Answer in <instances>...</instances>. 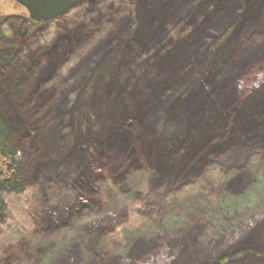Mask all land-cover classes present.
I'll return each instance as SVG.
<instances>
[{
  "label": "trees",
  "instance_id": "trees-1",
  "mask_svg": "<svg viewBox=\"0 0 264 264\" xmlns=\"http://www.w3.org/2000/svg\"><path fill=\"white\" fill-rule=\"evenodd\" d=\"M138 1L139 22L130 25V32L122 33L118 42L110 43L109 53L114 56L108 62L114 63L105 66L108 75L98 73L92 95L77 105L80 114L86 107L97 106L101 125L83 136L79 128H72L77 122L72 114L67 129L78 139L72 145L63 142L69 137L63 127L65 114L61 121L51 120V108L43 116H38L43 110H37L45 101L38 85L66 57L65 41H73L72 31L51 41V46L31 50L30 26L42 21L0 15V258L16 238L29 232L30 227L17 216L24 214L21 205L30 189L22 151L26 140L39 136L40 126L47 135L61 139L58 149L79 152L88 173L95 175L96 167L113 165L116 170L107 168L112 175L100 180L101 194L108 202L132 204L138 219L148 216L141 203L154 167L157 175L176 180L193 166H203L195 183L183 184L175 195L182 198L200 192L214 202L216 196L209 186L223 177L218 165L205 159L208 153L243 137L255 136L264 142V92L255 99L239 100L234 89L238 80L234 50L241 49L242 66L253 59L259 46H246L251 35L243 32L248 25L261 23L264 0ZM179 21L186 23L188 33L174 41L171 31L175 28L170 29V23ZM226 26L231 27L228 35L212 46L211 40ZM47 39H43L46 44ZM172 117L183 123L178 138H158L155 122ZM204 177H209V185Z\"/></svg>",
  "mask_w": 264,
  "mask_h": 264
},
{
  "label": "rangeland",
  "instance_id": "rangeland-1",
  "mask_svg": "<svg viewBox=\"0 0 264 264\" xmlns=\"http://www.w3.org/2000/svg\"><path fill=\"white\" fill-rule=\"evenodd\" d=\"M139 6L138 0H84L59 18L30 26L31 50L51 46V41L72 31L73 41H65L66 57L38 85V93H45L38 116L50 108L48 119L61 121L65 114L63 127L69 137L63 142L72 145L78 140L67 129L72 114L77 117L72 128H79L83 136L101 125L97 106L86 107L80 114L77 105L92 95L98 73H105V66L114 63L108 62L114 56L109 53L110 43L118 42L122 33L130 32V25L139 22ZM262 10L261 23L250 24L243 32L251 35L246 46H259L253 59L242 66L241 49L234 50L238 79L234 89L239 100L255 99L264 92V6ZM2 14L21 20L27 10L15 0H0ZM176 22L170 23V29L175 28L171 31L174 41L188 33L184 21ZM226 27L211 40L212 46L228 35L231 27ZM44 37L49 43H44ZM41 61L46 63L45 58ZM38 70L34 67L33 72ZM155 124L158 138L171 139L178 138L183 123L172 117L157 119ZM39 132L36 140L24 142L22 151L30 189L21 205L24 214L17 216L30 227L29 232L6 248L0 264H264V142L255 136L233 141L206 156L207 162L213 161L222 171L223 178L209 186L216 196L214 202L200 192L182 198L175 195L183 184L195 183L203 166H193L176 180L157 175L154 167L141 203L148 216L138 219L132 204L108 202L101 194L100 180L112 175L107 168L116 170L113 165L96 167L92 175L81 164L85 160L81 162L79 152L61 151V139L47 135L42 126ZM208 178L204 177L209 185ZM113 230L118 231L114 236Z\"/></svg>",
  "mask_w": 264,
  "mask_h": 264
},
{
  "label": "water",
  "instance_id": "water-1",
  "mask_svg": "<svg viewBox=\"0 0 264 264\" xmlns=\"http://www.w3.org/2000/svg\"><path fill=\"white\" fill-rule=\"evenodd\" d=\"M25 7L29 18L46 21L72 9L84 0H15Z\"/></svg>",
  "mask_w": 264,
  "mask_h": 264
},
{
  "label": "flooded vegetation",
  "instance_id": "flooded-vegetation-1",
  "mask_svg": "<svg viewBox=\"0 0 264 264\" xmlns=\"http://www.w3.org/2000/svg\"><path fill=\"white\" fill-rule=\"evenodd\" d=\"M10 15V14H9ZM22 17H24V19H31V18H29V16H28V12H27V14L26 15H23ZM33 20V19H32ZM35 21V20H34ZM41 22V21H40Z\"/></svg>",
  "mask_w": 264,
  "mask_h": 264
}]
</instances>
